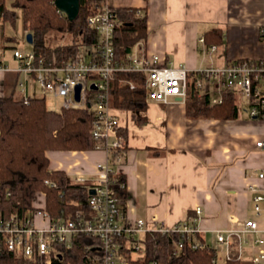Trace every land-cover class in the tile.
Wrapping results in <instances>:
<instances>
[{
  "label": "crops",
  "instance_id": "0c3cea01",
  "mask_svg": "<svg viewBox=\"0 0 264 264\" xmlns=\"http://www.w3.org/2000/svg\"><path fill=\"white\" fill-rule=\"evenodd\" d=\"M106 1L113 8L136 7L147 12L144 47L159 53L167 65L195 71L242 58L264 59L260 34L264 0ZM214 28L224 31V43L214 44L217 47L212 50L204 36ZM0 72L4 92L0 95L46 97L44 90L37 93L32 77ZM209 92L212 98L219 96L215 88ZM146 101V109L139 112L115 109L120 126L128 131L121 160L111 163L117 173L126 176L128 196L122 203L126 213L131 219L151 221L157 217L170 225L196 215L195 208L201 206V236L221 254L223 245L217 241L216 231L236 227V219L256 218L259 230L248 236L262 242L246 244L241 259L244 264H255L253 256L264 248V216H256L253 199L257 192L264 193V178L260 177L264 149L257 146V141L264 139V120L250 116L247 100L234 119L192 117L186 100L180 97L169 103ZM134 114L146 119L138 123ZM46 154L51 169L65 170L76 181L83 177L92 185L98 163L107 157L102 148L48 150Z\"/></svg>",
  "mask_w": 264,
  "mask_h": 264
},
{
  "label": "built area",
  "instance_id": "2783aa9c",
  "mask_svg": "<svg viewBox=\"0 0 264 264\" xmlns=\"http://www.w3.org/2000/svg\"><path fill=\"white\" fill-rule=\"evenodd\" d=\"M90 26L100 33L97 53H82L78 57L59 62L56 58L46 62V57L33 49L23 52L18 48L13 55L18 66L12 69L0 57V71H15L32 77L45 92L55 98H62L61 108L87 106L94 114L92 135L98 140L96 148L106 152V159L97 165V179L91 188L87 201L89 211L79 210L70 217L54 218L46 209V194L40 192L41 203L33 202V208L26 213H6L0 208V255L22 257L35 264H54L63 259V247H71L79 235H91L97 239L95 252L89 259L95 264H131L144 254L143 240L149 231L177 233L182 239L191 241L193 247L209 246L202 243L198 220L203 212L201 206L195 208L196 215L188 216L173 224L159 221L157 217L147 221L144 218L131 219L126 213L114 184L113 161L121 160V151L126 141L118 133L121 122L111 106V83L117 72L126 71L141 74L147 100L169 103L180 97L186 100L189 92V73L195 75V87L204 91L217 89L221 102L225 89L239 92L248 101L247 111L252 117L264 120V59H237L221 66L210 65L190 71L185 66L174 67L162 63L159 53H150L139 41L133 50L120 57L114 46V36L121 21L108 3L88 17ZM264 40V25L260 28ZM204 40V39H202ZM212 45V50L216 49ZM1 55V54H0ZM31 78V79H32ZM131 88L138 84L126 80ZM82 85L81 98L75 97L77 85ZM20 85H24L21 82ZM24 98L28 96L24 95ZM264 149V139L257 141ZM264 178V173H260ZM79 177L77 181L83 182ZM48 183V181H47ZM254 212L264 216V193L254 195ZM236 227L218 229L217 241L223 245V252L214 261L224 264L233 258V248L237 259L244 257L246 244H258L262 239L249 238V234L259 230L256 218L236 219ZM184 242H178L175 252L181 253ZM255 264H264V248H259L253 256ZM154 264V263H151Z\"/></svg>",
  "mask_w": 264,
  "mask_h": 264
},
{
  "label": "trees",
  "instance_id": "16d2710c",
  "mask_svg": "<svg viewBox=\"0 0 264 264\" xmlns=\"http://www.w3.org/2000/svg\"><path fill=\"white\" fill-rule=\"evenodd\" d=\"M107 3L106 0H80L78 17L69 20L60 11L55 0H0V18L14 23L17 9H21L23 24L33 34V50L46 57V62L56 58L59 62L78 57L82 53H97L99 31L90 26L88 17ZM121 24L114 36L118 56H126L139 41L148 35L147 12L136 7L114 8ZM52 33L69 34V42L53 43ZM5 37V36H4ZM77 37L79 39H77ZM8 40L10 36L6 37ZM208 45H222L224 31L214 28L205 36ZM189 92L186 99L188 115L217 119H234L239 115V105L234 91L225 89L221 102H214L208 91L195 87V75L189 73ZM141 74L120 71L111 83V106L135 112L147 107L146 91ZM134 80L131 88L125 82ZM94 114L87 106L79 108L48 107L46 97L16 93L0 95V208L4 212L26 213L33 208L39 192L46 194V209L54 218L70 217L79 210L89 211L91 182L76 181L65 170L51 169L48 150H91L98 140L92 135ZM138 123L146 118L134 114ZM120 136L127 139V128L118 127ZM126 148V146L124 147ZM114 189L123 203L127 196L126 176L114 172ZM48 181V183H47ZM201 242L205 243L202 236ZM184 242L181 253H176L178 242ZM97 239L79 235L71 247H63V259L54 264H95L89 255L95 252ZM206 244V243H205ZM144 254L131 264H221L213 259L217 249L210 246L193 247L177 233L149 231L143 240ZM233 258L224 264H244ZM0 264H35L33 261L11 255H0Z\"/></svg>",
  "mask_w": 264,
  "mask_h": 264
},
{
  "label": "rangeland",
  "instance_id": "374dc122",
  "mask_svg": "<svg viewBox=\"0 0 264 264\" xmlns=\"http://www.w3.org/2000/svg\"><path fill=\"white\" fill-rule=\"evenodd\" d=\"M29 33L30 32L25 28L23 24L22 11L20 8L17 9L16 20L14 23H11L9 21L4 22V20L0 18V54L4 57V61L6 62V64H8L10 68L15 69L18 66V61L14 58L13 55V50L15 48H18L23 52H29L33 49V43L28 40ZM55 35L56 33H52V36L55 37ZM8 36L11 37L10 40L6 38ZM70 39L71 36L69 34H57V36L54 38L53 43H67L70 41ZM77 39L79 38L77 37ZM2 74L3 73L0 72V77ZM35 85L37 93H41V91H43V87H41L37 83H35ZM1 90L2 89L0 88V94L4 93ZM236 99L239 106L243 108L242 106L247 99L243 97V95L239 92L236 93ZM61 101L62 98H55L52 93L46 92V102L49 108L54 110H60ZM39 194L41 193H38V198L36 199V202L41 203V197H39ZM209 241H212L211 235H209Z\"/></svg>",
  "mask_w": 264,
  "mask_h": 264
},
{
  "label": "water",
  "instance_id": "95a60500",
  "mask_svg": "<svg viewBox=\"0 0 264 264\" xmlns=\"http://www.w3.org/2000/svg\"><path fill=\"white\" fill-rule=\"evenodd\" d=\"M55 4L58 9L64 12L69 20H74L78 17L80 11V0H55ZM28 40L33 42V34L30 32L28 34ZM81 88L82 85H77L75 97L77 100L81 98ZM90 194H94L96 192L95 188L90 189Z\"/></svg>",
  "mask_w": 264,
  "mask_h": 264
}]
</instances>
